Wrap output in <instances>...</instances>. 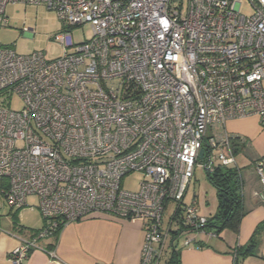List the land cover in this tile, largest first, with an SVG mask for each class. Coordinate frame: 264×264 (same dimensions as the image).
Here are the masks:
<instances>
[{"label":"built area","instance_id":"built-area-1","mask_svg":"<svg viewBox=\"0 0 264 264\" xmlns=\"http://www.w3.org/2000/svg\"><path fill=\"white\" fill-rule=\"evenodd\" d=\"M18 2L67 28L56 59L0 45V96L22 101L0 106V195L14 209L38 195L44 219L11 263L102 213L140 219L141 264H160L176 231L206 230L197 199L186 203L196 166H237L228 121L264 118V0H0V28ZM86 24L91 38L75 41ZM255 166L264 192V158ZM132 174L141 179L126 189Z\"/></svg>","mask_w":264,"mask_h":264},{"label":"crops","instance_id":"crops-1","mask_svg":"<svg viewBox=\"0 0 264 264\" xmlns=\"http://www.w3.org/2000/svg\"><path fill=\"white\" fill-rule=\"evenodd\" d=\"M226 129L230 135L245 141V147L236 156L245 215L238 232L231 229L219 233L207 229L196 233L179 230L175 243L180 249L181 264H235L236 247L246 245L256 226L264 220L263 186L254 164L255 160L264 158V118L252 115L231 120ZM1 198L6 202L0 195V211ZM11 210L15 219L23 209L11 207ZM10 219L7 223L0 222V264H12L11 252L44 226L43 217L37 228L16 224ZM188 236L194 241L190 247H185L184 240ZM143 242L140 219H120L96 213L66 224L52 238L39 240L38 247L30 250L22 264H141ZM165 254V264H168L170 244ZM240 264H264V236L256 254L244 257Z\"/></svg>","mask_w":264,"mask_h":264},{"label":"rangeland","instance_id":"rangeland-1","mask_svg":"<svg viewBox=\"0 0 264 264\" xmlns=\"http://www.w3.org/2000/svg\"><path fill=\"white\" fill-rule=\"evenodd\" d=\"M186 10V9H185ZM245 13L250 12L246 5L242 9ZM8 23L0 28V45L13 47L19 54H30L41 51L47 59H56L63 55L64 48L57 42L56 35L64 31L67 25L60 20L57 13L48 9L45 5L9 3L6 7ZM75 41L90 39L92 28L90 25H81L73 28ZM0 106L20 109L22 101L18 96H13L10 100L6 95L0 96ZM208 136L212 135L209 128ZM203 162V161H202ZM141 179L139 174H132L124 180V188L136 189ZM194 197L200 206V212L208 217L218 212L219 196L218 190L209 180L208 170L203 166H196L195 176L189 186L186 203H190ZM40 199L38 195L28 197L27 206L15 216L10 205L1 198L0 222L15 221L30 228H37L42 224V216L39 210ZM175 211V204L169 203L165 213V224L169 221V216ZM12 212V213H11ZM10 217V218H9ZM166 254L160 264H165Z\"/></svg>","mask_w":264,"mask_h":264},{"label":"trees","instance_id":"trees-1","mask_svg":"<svg viewBox=\"0 0 264 264\" xmlns=\"http://www.w3.org/2000/svg\"><path fill=\"white\" fill-rule=\"evenodd\" d=\"M231 139L233 141L234 153L237 156L241 152L242 148L245 147V141L239 136H234ZM257 160H255V162ZM208 173L210 182L218 190L219 207L218 212L209 217L208 223L205 226L206 229L214 230L216 233H219L224 229H231L234 232H238L241 220L245 215L242 194L240 192V168L238 165L236 167H218L213 172ZM59 231L56 234H58ZM181 231L183 232V230ZM178 234V231H176L169 242L171 246V256L167 261L169 262L168 264H181L180 249L178 244L175 243L177 239L176 235ZM263 236L264 220L256 226L249 242L246 245L236 247L235 264H240L242 259L248 255L256 254L258 245Z\"/></svg>","mask_w":264,"mask_h":264},{"label":"water","instance_id":"water-1","mask_svg":"<svg viewBox=\"0 0 264 264\" xmlns=\"http://www.w3.org/2000/svg\"><path fill=\"white\" fill-rule=\"evenodd\" d=\"M203 154H204V150H202L201 153H200V157L201 158L203 157ZM220 197H221V195H220ZM225 212H226V210H225Z\"/></svg>","mask_w":264,"mask_h":264}]
</instances>
